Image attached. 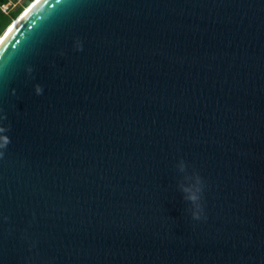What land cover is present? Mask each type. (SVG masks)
I'll use <instances>...</instances> for the list:
<instances>
[{"label":"water","instance_id":"obj_1","mask_svg":"<svg viewBox=\"0 0 264 264\" xmlns=\"http://www.w3.org/2000/svg\"><path fill=\"white\" fill-rule=\"evenodd\" d=\"M0 109V264H264V0H41Z\"/></svg>","mask_w":264,"mask_h":264},{"label":"clouds","instance_id":"obj_2","mask_svg":"<svg viewBox=\"0 0 264 264\" xmlns=\"http://www.w3.org/2000/svg\"><path fill=\"white\" fill-rule=\"evenodd\" d=\"M74 46L77 51H83V44L79 39L75 41ZM26 71L31 74L33 72V68L29 66ZM34 92L36 95H42V86L39 84L35 85ZM12 94L15 95V89L12 90ZM7 119V114L0 109V159L4 158L7 146L11 143V139L7 134L11 131V125L10 123L7 125L4 124V121ZM184 167V164L181 163L180 170L183 171ZM204 186V181L198 173L195 175L194 184L189 186L180 185V190L185 193L184 199L191 205L190 211L193 220L199 221L206 219V216L204 215V208L201 203ZM4 220H7V217H4Z\"/></svg>","mask_w":264,"mask_h":264},{"label":"bare ground","instance_id":"obj_3","mask_svg":"<svg viewBox=\"0 0 264 264\" xmlns=\"http://www.w3.org/2000/svg\"><path fill=\"white\" fill-rule=\"evenodd\" d=\"M41 0H33L20 14L14 19L0 36V46L7 38V36L18 26V24L37 6Z\"/></svg>","mask_w":264,"mask_h":264},{"label":"built area","instance_id":"obj_4","mask_svg":"<svg viewBox=\"0 0 264 264\" xmlns=\"http://www.w3.org/2000/svg\"><path fill=\"white\" fill-rule=\"evenodd\" d=\"M23 2L24 0H2L0 2V12L7 17H11V14L17 9L22 8L24 10Z\"/></svg>","mask_w":264,"mask_h":264},{"label":"trees","instance_id":"obj_5","mask_svg":"<svg viewBox=\"0 0 264 264\" xmlns=\"http://www.w3.org/2000/svg\"><path fill=\"white\" fill-rule=\"evenodd\" d=\"M1 1L2 0H0V2ZM32 1L33 0H24L23 7L26 8ZM22 11V8L17 9L11 14V17H7L0 12V36L5 31V29L11 24L10 22L16 19Z\"/></svg>","mask_w":264,"mask_h":264},{"label":"rangeland","instance_id":"obj_6","mask_svg":"<svg viewBox=\"0 0 264 264\" xmlns=\"http://www.w3.org/2000/svg\"><path fill=\"white\" fill-rule=\"evenodd\" d=\"M25 9V8H24ZM6 30V29H5ZM3 34V33H2Z\"/></svg>","mask_w":264,"mask_h":264}]
</instances>
